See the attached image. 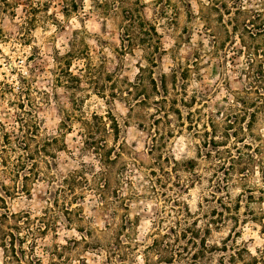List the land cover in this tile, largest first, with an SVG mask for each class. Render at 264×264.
Returning <instances> with one entry per match:
<instances>
[{"label":"rangeland","instance_id":"374dc122","mask_svg":"<svg viewBox=\"0 0 264 264\" xmlns=\"http://www.w3.org/2000/svg\"><path fill=\"white\" fill-rule=\"evenodd\" d=\"M9 1L13 13L0 14V124L16 132L18 122L36 119L41 139H58L52 166L40 164L29 194L6 199L13 213L45 212L56 223L37 240L42 263L164 264L144 255L157 240L187 249L173 264H264V35L250 39L246 17L235 14L259 10L264 0ZM131 9L160 37L154 64L144 47L121 49L123 13ZM93 116L108 125V134L95 135L104 150L86 144L81 123ZM74 171L87 180L76 201L57 192ZM0 181L10 185L1 172ZM125 220L132 230L121 228ZM187 228L195 244L173 242ZM81 229L92 232L91 246L80 241ZM203 237L218 250L204 252Z\"/></svg>","mask_w":264,"mask_h":264},{"label":"trees","instance_id":"16d2710c","mask_svg":"<svg viewBox=\"0 0 264 264\" xmlns=\"http://www.w3.org/2000/svg\"><path fill=\"white\" fill-rule=\"evenodd\" d=\"M16 5L13 1L0 0V14H6L10 12ZM13 13V11H11ZM235 14L246 17L242 20V28L248 35L250 39L255 38L259 35H264V7L259 10L251 11L245 10L243 7L238 8ZM123 26L121 34V49L123 52L131 51L135 46L144 47L150 51L151 57L147 61L150 64H154L156 55L160 53V37L156 31V28L150 24L146 19L142 17L140 11L137 9L126 10L123 13ZM238 23V21H236ZM236 28V27H234ZM154 60V61H153ZM140 71L144 72L142 68ZM66 76L69 78L70 82L73 83V87L79 89L80 78L72 75L68 70H65ZM258 77V76H257ZM260 79L264 80V71L260 72ZM150 83L153 86V90L156 95L160 97L162 103L166 102V97L161 96L159 93V87L154 79H150ZM68 88V87H67ZM160 89L162 94L166 92V77L162 76L160 80ZM113 93L112 96H114ZM129 94V93H128ZM145 102V99L140 101ZM33 118V117H32ZM110 121V130L115 136L119 134V126L116 120L110 116L108 117ZM18 127L15 131H6L4 127L0 124V172L8 178L10 183L9 186L0 181V264H43L40 258L35 254L37 248V240L40 237L46 235L49 230L56 228V223H50L47 220L46 213H43L41 217H32L31 213L28 211H21L19 213H13L7 207L6 199H10L14 195L19 193L29 194L28 185L29 183H34L33 181H38L41 178L42 172L40 170V164H44L46 169L52 166L51 160H54V154L52 148L58 149V139L57 138H40V123L33 120L31 123L18 122ZM63 128L69 130V125L66 122L61 124ZM82 129L85 132L84 137L86 138V144L89 149L104 150L105 143H98L95 139L97 133L103 132L108 134V125L96 116H93L91 120L82 121ZM114 159L110 157L107 158L108 163H112ZM234 162V159H232ZM97 176L94 174L93 177ZM60 186L57 189L58 193H62L64 198L66 193H72V200H78L81 195L75 193V189L82 187L87 183L85 176L82 172L74 171L67 177L63 178L60 182ZM106 182L97 187L96 190L104 192L106 190ZM101 197V195H100ZM72 200L69 202L72 203ZM57 204V201L52 203V207ZM49 211V210H48ZM74 209L64 208L63 212L67 215L73 213ZM187 216H190L188 210L185 209ZM83 217H78V221L82 222ZM129 225L128 229L132 230L133 224L129 220H125L123 227ZM108 228V227H106ZM189 228L182 230L179 234L173 237V242L180 241L181 238L185 237L186 244H195L194 239L195 233H191V236L186 239V233L189 232ZM209 228L206 232H209ZM80 236V241L86 245H90L88 239L92 238V232L89 231H78ZM173 232V229L169 230V233L163 235L162 239L168 238ZM118 246H121L120 240L116 239ZM74 244L77 241H73ZM202 249L206 253L214 252L217 247L209 246L206 240L201 239ZM164 245V246H163ZM91 246V245H90ZM59 249H66L67 246H57ZM183 252H187L186 248L181 251H175L172 245L162 244L157 240L146 247L144 255L149 261V256L157 257V261L164 262V264H173L176 260H183ZM111 254H115V251H111ZM125 254L118 255L119 259H123ZM193 255V259H194ZM236 255H233L234 259ZM254 261L257 258L252 257ZM111 260V255H110ZM120 262H123L121 260ZM50 264H55L54 262Z\"/></svg>","mask_w":264,"mask_h":264}]
</instances>
